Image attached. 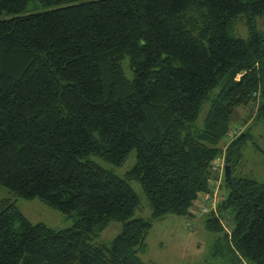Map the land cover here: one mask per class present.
Here are the masks:
<instances>
[{"label":"trees","instance_id":"16d2710c","mask_svg":"<svg viewBox=\"0 0 264 264\" xmlns=\"http://www.w3.org/2000/svg\"><path fill=\"white\" fill-rule=\"evenodd\" d=\"M33 1L46 10L26 14ZM263 18L264 0H0V189L74 219L33 224L2 199L0 264H146L167 215L202 218L214 257L264 264V183L234 176L251 136L232 130L259 97L264 120ZM134 150L124 176L94 160ZM112 221L120 233L95 244Z\"/></svg>","mask_w":264,"mask_h":264},{"label":"rangeland","instance_id":"374dc122","mask_svg":"<svg viewBox=\"0 0 264 264\" xmlns=\"http://www.w3.org/2000/svg\"><path fill=\"white\" fill-rule=\"evenodd\" d=\"M46 9L37 1L30 2L25 13H40ZM260 33H264V18L257 20ZM244 32V29H241ZM244 37L246 32L242 33ZM262 103L259 97L257 101L235 109L233 114L232 130L249 129L250 139L243 152V160L240 167L234 173L235 177H245L264 183V120L258 118V109ZM98 164L111 170L118 176H124L136 163V151H132L121 166H112L97 160ZM218 171L219 178L217 188L221 194H227L225 184L224 167ZM132 187L139 198V206L135 212V218L150 219L152 209L149 200L138 182H132ZM4 198L14 202L19 210L33 224L42 223L55 229L63 230L73 226L74 219L68 218L59 210L48 206L39 199L26 200L16 197L7 188L0 189V201ZM217 200H220L217 198ZM232 228V224H228ZM121 224L112 221L108 227L95 239V244H110L120 233ZM219 235L206 229L204 220H192L187 217L167 215L153 221L147 241L146 250L142 259L146 264H233L225 262L219 257H214V247Z\"/></svg>","mask_w":264,"mask_h":264},{"label":"water","instance_id":"95a60500","mask_svg":"<svg viewBox=\"0 0 264 264\" xmlns=\"http://www.w3.org/2000/svg\"><path fill=\"white\" fill-rule=\"evenodd\" d=\"M225 177L227 180L231 179V168L230 166H225Z\"/></svg>","mask_w":264,"mask_h":264},{"label":"built area","instance_id":"2783aa9c","mask_svg":"<svg viewBox=\"0 0 264 264\" xmlns=\"http://www.w3.org/2000/svg\"><path fill=\"white\" fill-rule=\"evenodd\" d=\"M215 165L220 168H223L224 167V164H223V161L221 159H218L215 161Z\"/></svg>","mask_w":264,"mask_h":264}]
</instances>
